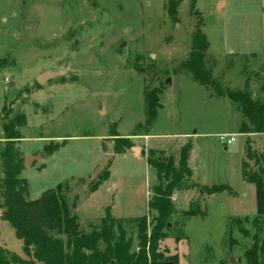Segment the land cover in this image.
I'll list each match as a JSON object with an SVG mask.
<instances>
[{
	"label": "rangeland",
	"instance_id": "374dc122",
	"mask_svg": "<svg viewBox=\"0 0 264 264\" xmlns=\"http://www.w3.org/2000/svg\"><path fill=\"white\" fill-rule=\"evenodd\" d=\"M169 1L0 0L1 148L4 115L24 113L26 123L17 127L22 135L17 146L25 159L38 157L22 171L29 183L27 199L63 183L70 206L77 204L76 214L80 204L81 232L100 226L110 207L114 215L124 217L120 223L137 251L141 217L147 215L150 235L157 215L149 209L148 195L155 168L148 166L143 154L115 155L113 147L119 140L109 135L110 130L123 135L149 130L172 134L164 139L170 145L183 140L174 134L197 131L186 138V144L191 143L193 183L226 184L231 192L216 193L206 202L197 187L178 188L195 189L198 197L185 209L172 199L171 229L159 240L158 250L165 264L176 260L177 264H246L253 235L258 226L264 228V216L259 224L255 221L257 187L243 178L246 147L250 143L264 156V133L242 132L250 122L240 107L179 70L189 58L200 18L192 12L191 0H180L177 16L172 17ZM220 1L196 3L210 42L206 65L222 88L249 92L253 101L264 105V0H223L219 6ZM45 71L64 74L40 85L37 76ZM153 90H159L161 104L173 99L174 103L147 128L146 95ZM222 132H235L236 141L224 143ZM131 141L132 147L138 146L136 139ZM59 143L49 158L47 151ZM106 150L113 156L106 157ZM108 158H112L109 181L91 192ZM2 165L0 159V225H6L0 227V245L17 249L21 241L1 217ZM183 202L177 200L184 207Z\"/></svg>",
	"mask_w": 264,
	"mask_h": 264
},
{
	"label": "trees",
	"instance_id": "16d2710c",
	"mask_svg": "<svg viewBox=\"0 0 264 264\" xmlns=\"http://www.w3.org/2000/svg\"><path fill=\"white\" fill-rule=\"evenodd\" d=\"M179 3L180 0L169 1L168 13L174 18L177 16ZM196 3L197 0H191V9L200 19L193 35L189 58L180 65L179 70H186L195 81L213 88L217 96L229 98L240 107L250 122L248 126H244L242 132L264 133V105L253 101L249 92L222 88L207 67L206 53L210 42L203 31L205 22ZM158 92L159 90H153L146 95L147 128L153 124L161 106ZM5 109L4 106L3 110ZM10 112L4 115L6 121L2 125L5 133L3 149L0 141V159L3 164L1 195L4 199L1 217L10 223L17 238L23 241L27 258L0 245V264H165L166 258L158 250V246L159 240L167 237L168 230L171 229V218L175 212L172 202L174 190L189 185L197 187L201 195H211L225 190L231 192L226 184L202 186L193 183V172L188 165L191 143L182 147L177 165L172 156L165 160L163 151L156 152L151 149L143 154L157 172V183L149 188V209L157 215L150 235L147 230V215L141 217L139 249L137 251L132 249L133 240L127 237L120 218L112 213L110 207L106 209L100 226L89 233L81 232L78 215L73 211L77 204L70 206L64 193L63 183L47 189L36 199H27L29 183L22 177L26 159L17 146V141L22 138L17 127L26 123V115L21 113L9 118L7 116ZM109 135L119 140L115 141V153L123 152L125 147H132L131 139L121 136L117 129L112 128ZM61 144L54 145L46 155H53ZM246 152L248 160L253 162L254 167L252 168L248 161L244 162L243 177L257 187L258 217L255 221L259 224L260 217L264 216V156L253 149L250 143H247ZM157 153L159 156H156ZM111 166L112 158H108L103 170L96 180H93L90 186L91 192L97 190L110 178ZM247 167L250 168L249 171ZM185 214L192 216L195 213L185 211ZM57 234L65 235L66 239ZM245 258L246 264H264L262 226H258L257 232L253 235V243L245 252ZM175 262L174 264H177V260Z\"/></svg>",
	"mask_w": 264,
	"mask_h": 264
},
{
	"label": "crops",
	"instance_id": "0c3cea01",
	"mask_svg": "<svg viewBox=\"0 0 264 264\" xmlns=\"http://www.w3.org/2000/svg\"><path fill=\"white\" fill-rule=\"evenodd\" d=\"M224 1L223 0H221L220 2H219V6H220V4H222ZM175 77V76H174ZM166 91H167V89H165ZM165 95V93L163 92V94H162V96H161V98H162V100H164L163 98V96ZM219 99H221V98H219ZM168 100H170V99H168ZM167 100H165V101H163L162 102V104H161V106L158 108V111H157V116L160 114V112H162V110H164L165 108H167V106L171 103L172 105H173V101H174V99L173 100H170V101H168V103L166 102ZM167 103V104H166ZM225 104H226V106H227V108H228V102L226 101L225 102ZM120 133V132H119ZM197 133V131H194V132H181V133H176V134H174V136H178L179 138H183V140H180V141H177V142H175V144H172V145H170V144H165V142H164V139L165 138H168L169 136H171L172 134H159V133H155V132H151V130H149L148 132H144V133H133V132H131L130 134H127V135H123V134H121V136H123V137H128V138H130V139H132V138H134V139H136L137 141H134V142H137L138 144V146L137 147H131L130 149H127V148H125L124 149V151L123 152H121V154H125V153H130V152H133V153H136L137 155H142L143 154V152H146V151H148V150H155V151H163V152H166L167 153V155L168 154H170V153H173V155L175 156L174 157V159L176 160V164H178V162H179V159H180V154H179V156H178V153H181V150L180 149H182V147L186 144V138L189 136V135H192V134H196ZM221 134H227V135H233V134H235V132H228V133H226V132H222V133H220L219 135H221ZM181 136V137H180ZM182 136H184V137H182ZM114 148V147H113ZM135 148H136V150H135ZM107 151V150H106ZM113 151H114V149H113ZM180 151V152H179ZM23 152V151H22ZM106 154V157H109V156H111L112 154L109 152V151H107V152H105ZM114 153H115V151H114ZM111 154V155H110ZM118 154V153H117ZM191 154H192V152H191V150H190V154H189V158H188V165H189V167H190V163H189V161H190V157H191ZM54 155V154H53ZM53 155H51V156H49V158L50 157H52ZM115 155H116V153H115ZM144 155V154H143ZM113 156V155H112ZM145 156V155H144ZM145 158H146V160H147V157L145 156ZM148 163V162H147ZM148 166L151 168V166H150V164L148 163ZM152 169H154L153 167H152ZM155 170V178H154V181L153 182H150L149 183V185H148V195H149V188L151 187V186H153L154 184H156V182H157V172H156V169H154ZM23 171H25V169L23 170ZM193 172V171H192ZM23 173V172H22ZM154 175V174H153ZM244 178V177H243ZM192 179L193 180H195L194 178H193V176H192ZM108 181H109V179L107 180V181H105L103 184H101L99 187H102L105 183H108ZM197 182V181H196ZM201 184V183H200ZM58 185V184H57ZM56 185V186H57ZM202 185H204V184H202ZM55 186V187H56ZM208 186H212V185H208ZM52 188H54V187H52ZM50 189V188H49ZM45 191V190H44ZM43 191V192H44ZM216 194V193H215ZM215 194H211V195H209V194H205V200H206V202H207V200H209L210 198H212V197H214V195ZM196 197H198V193H197V191L195 190V189H181V190H178V189H176V190H174V192H173V195H172V199H173V202H174V204L176 205V207H178V208H186L187 207V205H189L191 202H192V200L193 199H195ZM180 198H182V201H184L183 203H185V206L183 207V206H181L179 203H177V200H179ZM80 204H78V207H77V214H78V217H79V219L80 220H82V218H81V216H80V214H79V208H80V206H79ZM107 209V208H106ZM106 209H105V214H106ZM116 216V215H115ZM104 217V216H103ZM103 217H101V218H103ZM117 218H124V217H119V216H116ZM86 218H95V217H86ZM2 221V220H1ZM4 221V220H3ZM2 221V222H3ZM8 222V221H7ZM10 224V223H9ZM2 226H6L5 225V223H1V225H0V227H2ZM0 234H2V230L0 229ZM13 232L15 233V230H14V228H13ZM2 236H3V234H2ZM15 236H16V234H15ZM17 237V236H16ZM19 239V238H18ZM20 241H21V243L18 241V243H19V245L20 246H16L17 247V249L16 248H14V247H12V246H9V245H11V244H8V249H10V250H12V251H14L15 253H17V254H19V255H21L22 256V254L24 253V244H23V241L21 240V239H19ZM25 254V253H24ZM23 257V256H22Z\"/></svg>",
	"mask_w": 264,
	"mask_h": 264
},
{
	"label": "water",
	"instance_id": "95a60500",
	"mask_svg": "<svg viewBox=\"0 0 264 264\" xmlns=\"http://www.w3.org/2000/svg\"><path fill=\"white\" fill-rule=\"evenodd\" d=\"M64 74V71H45L43 73H41L40 75L37 76V83L40 84V85H43L45 84L46 82L50 81L51 79L57 77V76H61ZM171 82V78H168L167 79V83H170ZM136 149V148H135ZM38 158L36 156H33V155H28L26 157V160H25V167L27 168H30L32 167L33 163H34V160ZM165 160H168V157H165ZM249 162V160H248ZM230 261L232 263L235 262L234 258H231Z\"/></svg>",
	"mask_w": 264,
	"mask_h": 264
},
{
	"label": "built area",
	"instance_id": "2783aa9c",
	"mask_svg": "<svg viewBox=\"0 0 264 264\" xmlns=\"http://www.w3.org/2000/svg\"><path fill=\"white\" fill-rule=\"evenodd\" d=\"M220 140L223 141L226 144H232L236 141V135H227V134H221L220 136Z\"/></svg>",
	"mask_w": 264,
	"mask_h": 264
}]
</instances>
